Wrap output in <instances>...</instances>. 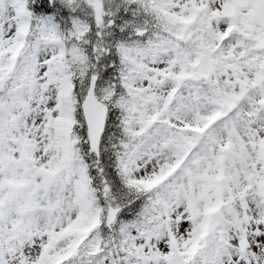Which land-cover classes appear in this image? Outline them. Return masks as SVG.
<instances>
[{"label": "snow or ice", "instance_id": "1", "mask_svg": "<svg viewBox=\"0 0 264 264\" xmlns=\"http://www.w3.org/2000/svg\"><path fill=\"white\" fill-rule=\"evenodd\" d=\"M0 264H264V0H0Z\"/></svg>", "mask_w": 264, "mask_h": 264}]
</instances>
